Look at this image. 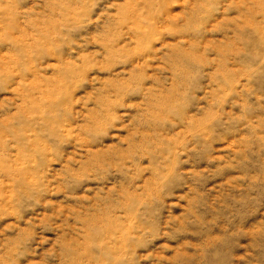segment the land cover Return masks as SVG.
Returning <instances> with one entry per match:
<instances>
[{
    "label": "rangeland",
    "instance_id": "rangeland-1",
    "mask_svg": "<svg viewBox=\"0 0 264 264\" xmlns=\"http://www.w3.org/2000/svg\"><path fill=\"white\" fill-rule=\"evenodd\" d=\"M0 264H264V0H0Z\"/></svg>",
    "mask_w": 264,
    "mask_h": 264
}]
</instances>
